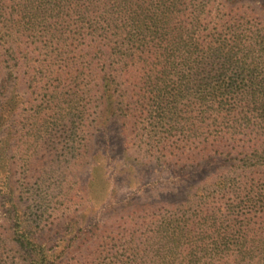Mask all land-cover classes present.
<instances>
[{"label":"trees","instance_id":"obj_1","mask_svg":"<svg viewBox=\"0 0 264 264\" xmlns=\"http://www.w3.org/2000/svg\"><path fill=\"white\" fill-rule=\"evenodd\" d=\"M113 123L144 159L204 177L49 256L8 134L28 145L34 204L45 156L61 179ZM0 264H264V0H0Z\"/></svg>","mask_w":264,"mask_h":264},{"label":"rangeland","instance_id":"obj_2","mask_svg":"<svg viewBox=\"0 0 264 264\" xmlns=\"http://www.w3.org/2000/svg\"><path fill=\"white\" fill-rule=\"evenodd\" d=\"M7 138L10 185L16 190L15 197L23 198L26 225L39 236L46 254L52 257L77 237L76 228L116 219L126 209L184 202L189 190L204 177L197 167L182 172L175 166L144 159L139 150L128 144L124 126L113 123L106 131L95 132L77 167L66 160L61 179L54 151L45 156L44 163L38 165L39 195L33 204L22 166L28 157V145H20L14 134ZM9 236L12 238L11 231Z\"/></svg>","mask_w":264,"mask_h":264}]
</instances>
